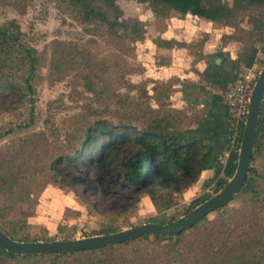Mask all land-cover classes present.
<instances>
[{
  "label": "trees",
  "instance_id": "1",
  "mask_svg": "<svg viewBox=\"0 0 264 264\" xmlns=\"http://www.w3.org/2000/svg\"><path fill=\"white\" fill-rule=\"evenodd\" d=\"M56 1L89 26L93 35L112 43L144 40L145 27L135 18H124L116 0ZM131 1L147 5L161 30L172 14L179 19L189 15L232 29L230 35L221 37L222 44H239L232 82L245 68L264 64V0H231V4L224 0ZM21 37L14 23L0 26V97L26 94L33 104L36 86L41 81L40 56ZM152 43L166 50H193L202 44L180 43L159 36ZM49 67L57 77L70 68L86 93L95 96L108 90L104 73L97 74L88 54L71 44H54ZM170 82L153 83L152 95L147 84L129 86L137 91V99L119 97L117 104L124 103L114 112V122L89 117L66 133L63 141L58 137L48 140L49 135L39 131L0 146V231L18 243L72 241L76 231H67L62 224L56 226L58 237L54 239H31L28 220L46 188L68 190L78 180L73 177L75 173L84 175L80 182L94 184L116 170L115 182L109 188H101V196L116 195L128 202L127 207L123 205L124 211L107 217L95 233L85 237L120 232L117 220L133 210L141 196L154 211L144 223L163 226L185 218L217 194L234 175L244 125H229L224 161L215 162L212 176L201 183V194L195 201L181 203L179 197L187 186L186 178H199L201 157L207 147L204 139L187 132L202 123L206 110L187 112L171 108ZM150 101H154L155 108ZM32 115L30 107V125ZM83 206L88 215L99 213L95 205ZM65 212L66 217L80 216L70 209ZM42 229L47 233L46 228ZM0 264H264V97L244 184L225 206L189 230L173 237L143 236L101 249L50 255L17 256L0 247Z\"/></svg>",
  "mask_w": 264,
  "mask_h": 264
},
{
  "label": "rangeland",
  "instance_id": "2",
  "mask_svg": "<svg viewBox=\"0 0 264 264\" xmlns=\"http://www.w3.org/2000/svg\"><path fill=\"white\" fill-rule=\"evenodd\" d=\"M224 1L231 4V0ZM116 4L122 10L124 18H135L145 27L144 39L152 37L153 40L162 34L161 26L155 24L154 16L147 5L131 0H116ZM9 23H14L19 29L22 42L38 52L41 81L36 86L33 104L28 102L29 96L25 93L24 97H0V136L3 135L0 146L39 131L49 135L48 140L58 137L59 141H63L66 133L89 117H101L114 122V112L119 111L124 103L120 101L117 104L119 97L126 96L134 101L137 99V91L129 86L147 84L146 89L152 95L150 89L153 83L168 81L156 78L163 72L160 67L171 64L172 57L180 63V54L171 56L166 49L160 50L154 44V48H144L143 53L140 42L111 40L112 43L105 37L89 33L91 28L80 22L72 11L56 0H0V26ZM168 24L170 35L180 39L178 16L172 14L164 21L165 27ZM55 43L71 44L85 51L95 66V72L104 73L108 81L107 92H99L95 96L86 93L73 78L74 72L70 68L58 77L52 73L49 63ZM153 49H156L155 52ZM178 75V78L173 77L175 80L169 79L172 85L169 102L173 109H180V72ZM228 86L222 91V96ZM150 104L153 108L156 107L154 101H150ZM30 107L33 108V125L29 124ZM24 126L28 128L25 129ZM115 173L116 170L106 173L94 184L80 182L84 175L75 173L73 177L78 180L72 182L66 191L48 186L39 199L33 217L28 220L31 226L29 237L54 239L58 237L56 226L59 224L64 225L67 231H76L73 240L87 238L85 236L95 233L107 217L121 213L127 207L128 202L122 197L101 196L100 189L109 188L115 182ZM201 181L186 178L187 186L181 191L179 201L184 204L195 201L201 194ZM85 204L95 205L99 213L88 215L83 206ZM67 209L80 213V216L66 217ZM153 213L148 200L141 196L136 207L122 214L116 225L121 231L140 226ZM181 214L182 210L178 215ZM42 227L46 228L47 233L43 232Z\"/></svg>",
  "mask_w": 264,
  "mask_h": 264
},
{
  "label": "crops",
  "instance_id": "3",
  "mask_svg": "<svg viewBox=\"0 0 264 264\" xmlns=\"http://www.w3.org/2000/svg\"><path fill=\"white\" fill-rule=\"evenodd\" d=\"M166 28L159 36L162 39H173L186 44L202 42L201 46L195 48L193 52L185 48L177 49V51L175 49L166 50L174 57L180 54V63L178 59L172 57L171 64L161 66L160 69H163V72L157 73L159 77H156L165 81L174 76L178 78L180 72V109L187 112L206 110L202 123L192 126L187 132L206 141L207 147L201 157V173L197 178L199 181L202 180V183L212 176L215 162L224 161L226 156L229 125L227 111L223 101L221 102V97L222 91L233 80V64L239 44L232 41L221 43L222 35H230L232 29L220 27L189 15L180 19V39L178 36L170 35L169 24ZM151 38L140 42L143 53H145L144 48H154ZM155 50L153 49L154 52Z\"/></svg>",
  "mask_w": 264,
  "mask_h": 264
},
{
  "label": "water",
  "instance_id": "4",
  "mask_svg": "<svg viewBox=\"0 0 264 264\" xmlns=\"http://www.w3.org/2000/svg\"><path fill=\"white\" fill-rule=\"evenodd\" d=\"M264 97V64L252 88L247 116L238 151L237 165L231 180L214 196L192 210L185 218L168 225L146 223L110 235L92 236L72 241L18 243L0 231V247L17 256L50 255L95 250L133 241L143 236H177L199 222L213 211L225 206L244 184L255 144L256 127Z\"/></svg>",
  "mask_w": 264,
  "mask_h": 264
},
{
  "label": "built area",
  "instance_id": "5",
  "mask_svg": "<svg viewBox=\"0 0 264 264\" xmlns=\"http://www.w3.org/2000/svg\"><path fill=\"white\" fill-rule=\"evenodd\" d=\"M260 70L261 67L257 64L245 68L223 94V104L227 111L228 125L231 124L235 128L238 125H244L249 97Z\"/></svg>",
  "mask_w": 264,
  "mask_h": 264
}]
</instances>
